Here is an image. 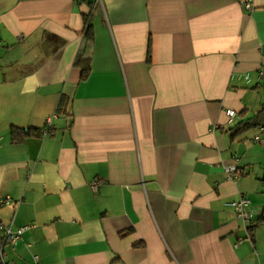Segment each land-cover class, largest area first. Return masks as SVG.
<instances>
[{
	"label": "crops",
	"instance_id": "1",
	"mask_svg": "<svg viewBox=\"0 0 264 264\" xmlns=\"http://www.w3.org/2000/svg\"><path fill=\"white\" fill-rule=\"evenodd\" d=\"M244 1L0 0V222L30 226L7 264H264V131H230L264 105V0Z\"/></svg>",
	"mask_w": 264,
	"mask_h": 264
},
{
	"label": "built area",
	"instance_id": "2",
	"mask_svg": "<svg viewBox=\"0 0 264 264\" xmlns=\"http://www.w3.org/2000/svg\"><path fill=\"white\" fill-rule=\"evenodd\" d=\"M243 6L245 9L251 11L253 10V4L250 0L244 1ZM1 43V41H0ZM235 75V74H234ZM239 79H244L247 83H251L253 81L252 76L250 73H243L236 75ZM257 79L259 82L264 81V66H261L258 70ZM228 121L227 124H234L238 114L234 109H228L227 111ZM55 115H52L46 124V128L44 130V134L52 133V121ZM226 124H220L219 127L222 129L226 128ZM217 127V126H216ZM260 132L264 131V125L259 127ZM255 141L261 142L262 138L260 134L255 135ZM225 171L228 174L229 178L235 180L238 178V168L234 164L225 165ZM102 183L101 179H95L90 183L91 188L96 191L98 186ZM13 200L10 196L0 197V208L4 205L12 203ZM232 207L235 210L236 215L244 220L245 222H251L255 215V210L251 204V200L246 196H240L238 199L233 200L231 203ZM29 225L19 226L15 230L12 229V226H5L3 223L0 222V229L3 230V238H4V246L6 244L14 245L23 235V233L29 228ZM3 246V247H4ZM30 246V245H28ZM36 264H38V257H34Z\"/></svg>",
	"mask_w": 264,
	"mask_h": 264
},
{
	"label": "trees",
	"instance_id": "3",
	"mask_svg": "<svg viewBox=\"0 0 264 264\" xmlns=\"http://www.w3.org/2000/svg\"><path fill=\"white\" fill-rule=\"evenodd\" d=\"M85 45L83 48L80 50V52L77 55L75 64L82 69V78L85 79L90 72V61H91V51L90 47L91 44H93L94 41V35L92 31V24L90 20V16H85ZM67 101L62 99L61 102V109L65 107ZM264 125V105L262 108L258 111V113L253 116L250 119L244 120L236 124L234 127L230 129L231 131V136H239L244 133H247L253 129L259 128L260 126ZM30 132H25L23 130H20L18 128H12L11 130V138L12 141H20L23 140L27 135H29ZM253 225L250 226V231L253 230ZM3 246H4V238L1 233L0 229V264H7L4 260V255H3Z\"/></svg>",
	"mask_w": 264,
	"mask_h": 264
}]
</instances>
